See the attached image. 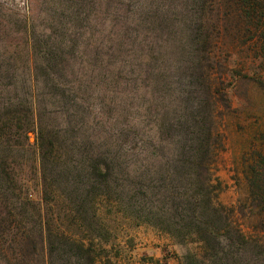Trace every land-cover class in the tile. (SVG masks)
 Listing matches in <instances>:
<instances>
[{
    "label": "trees",
    "instance_id": "obj_1",
    "mask_svg": "<svg viewBox=\"0 0 264 264\" xmlns=\"http://www.w3.org/2000/svg\"><path fill=\"white\" fill-rule=\"evenodd\" d=\"M55 11L60 18L46 38L31 37L44 50L0 53V264H39V250L42 264H96L86 235L60 231L31 200L17 204L11 156L23 150L36 155L41 200L62 196L66 219L87 234L105 229L95 197L112 198L138 223L196 244L181 264H264V238L246 235L216 201L213 165L224 138L210 59L217 43L224 46L211 36L236 21L237 35L251 33L253 58L264 62V0H59ZM253 81L264 89L262 78ZM123 114V121L135 115L131 125L119 123ZM261 140L247 174L257 220L264 218ZM22 204L33 208L38 229L7 219Z\"/></svg>",
    "mask_w": 264,
    "mask_h": 264
},
{
    "label": "rangeland",
    "instance_id": "obj_2",
    "mask_svg": "<svg viewBox=\"0 0 264 264\" xmlns=\"http://www.w3.org/2000/svg\"><path fill=\"white\" fill-rule=\"evenodd\" d=\"M58 1L0 0V53L25 56L43 49L34 46L31 37L39 34L46 38L49 23L60 18L55 11ZM67 12L61 18L65 23H71L74 20H71L72 12ZM212 22L217 23L216 20ZM235 22L227 24V33L221 30L218 38L216 33L211 36L213 41L221 40L224 44L217 43V51L210 55L214 62L212 79L219 93L218 129L224 138L223 149L219 151L213 165L215 182L219 183L216 201L231 209L233 221L246 235L264 238V218L257 220L250 214L247 200L248 165L252 163L253 153L262 149L261 135H264V89L253 81V77H260L264 81V74H261L264 62L253 58L255 48L249 37L251 33L243 35L241 30L237 35L233 28ZM33 28L35 33L31 31ZM26 65L25 62L18 66L24 69ZM221 92L226 93L227 107L222 104ZM93 103L96 101L93 100ZM90 104L93 106L91 100ZM124 115L119 118V123L131 125L128 122H132L135 115L130 114L123 121ZM29 135L30 142H33L34 134L29 132ZM11 158L19 188L17 204L31 200L41 207L45 219L54 218L53 225L60 231L71 233L75 238L86 235V243L92 247L96 264H181L184 253L197 251V245L193 242L179 243L151 225L138 223L128 212L119 210L112 198L95 197L93 204L97 201L99 219L105 229L101 231L97 228L94 233L87 234L77 222L66 219L68 205L62 196L50 205L41 200L42 181L34 151L23 150ZM32 209L30 205L22 204L20 209L11 211L14 217L7 216V219L17 228L25 227V230L34 231L38 229V220L32 215ZM19 212L24 213L26 218L17 215ZM1 216L6 217L3 213ZM13 230L16 231V228ZM42 257L44 254L39 250L35 258L39 264L44 261Z\"/></svg>",
    "mask_w": 264,
    "mask_h": 264
}]
</instances>
